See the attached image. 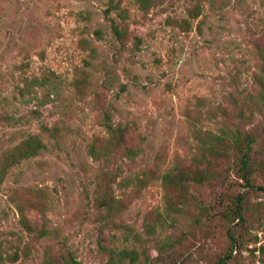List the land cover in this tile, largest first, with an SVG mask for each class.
I'll use <instances>...</instances> for the list:
<instances>
[{
  "label": "rangeland",
  "instance_id": "obj_1",
  "mask_svg": "<svg viewBox=\"0 0 264 264\" xmlns=\"http://www.w3.org/2000/svg\"><path fill=\"white\" fill-rule=\"evenodd\" d=\"M154 2L141 11L134 0L116 7L110 0H0V159L29 135L45 146L0 181L3 251L29 249L3 264H43L46 248L81 264H214L228 253L230 235L238 243L226 264H260L264 179L248 189L227 172L223 182L192 187L199 207L210 210L196 224L166 212L159 176L196 154L191 122L217 134L253 133L257 155L264 152L256 53L264 0ZM196 4L200 13L191 18ZM113 24L125 30L122 40ZM106 114L126 128L125 147L139 150L133 159L124 146L98 160L89 155L107 136ZM138 177L147 179L139 193ZM105 186L122 201L120 212L99 204ZM28 188L45 194L44 215L27 213L34 229H47L44 237L23 229L11 201ZM236 195L243 219L229 226L222 214Z\"/></svg>",
  "mask_w": 264,
  "mask_h": 264
},
{
  "label": "trees",
  "instance_id": "obj_2",
  "mask_svg": "<svg viewBox=\"0 0 264 264\" xmlns=\"http://www.w3.org/2000/svg\"><path fill=\"white\" fill-rule=\"evenodd\" d=\"M116 0H110L112 7ZM141 11H148L154 6V0H134ZM212 3L214 0H203ZM200 6L196 4L190 10L191 18L198 17ZM123 19H126V12L123 10L119 14ZM179 26L188 27L189 23L182 20L178 23ZM112 33L118 40L125 37V30L120 26L113 24L111 27ZM96 35L100 36V32L96 31ZM94 51V50H92ZM256 53L260 61V72L262 77L258 81L264 84V44L256 47ZM192 136L197 142V152L189 162L182 165L175 163L171 168L167 169L159 176L163 189V202L167 213L173 216H182L192 219L196 224L200 219L209 213V209L200 208L198 201L190 193L192 187H202L213 181H225L226 173L230 172L235 175L237 180L242 181L243 187L248 189L258 188L256 181L258 178L264 179V152L257 155L254 145L257 138L253 133H247L236 129L231 133H214L210 130H204L196 126L195 122H191ZM104 127L106 138L100 148L91 146L89 155L98 160L100 157L111 155L117 149L124 146V155L129 159H133L139 153L138 149H130L125 147L126 128L120 124L114 125L110 122L107 114L104 116ZM45 148L43 141L38 135H29L16 146L6 151L0 159V181L6 173L13 167L19 165L26 159L37 156ZM228 163V167L224 173L220 172L221 164ZM147 184L146 177H138L135 180V191L139 193L140 189ZM264 189V188H261ZM16 207L20 216L19 222L23 229L28 233L35 234V237H44L48 234L45 227L34 229L28 219L27 213L30 210H36L44 215L45 194L42 190L26 189L25 195L22 197L15 196L11 200ZM99 204L106 207L107 210H115L120 212L123 204L121 200L115 199L111 194L109 187L105 186L99 197ZM241 196L236 195L231 198V206L223 212L222 217L229 226L235 221L243 219V202ZM157 215V214H156ZM159 215V214H158ZM230 246L228 253H224L217 259L214 264H226L230 258L233 249L237 247V240L233 235L229 237ZM3 241L0 240V264L5 261L16 262L19 259L20 253L23 256L28 255V247L14 246L11 253L3 251ZM6 248V247H5ZM255 252L259 254L260 264H264V244L260 245ZM5 255V256H4ZM43 264H81L73 258L71 254L56 257L46 248L44 252ZM109 264H122V260L111 258Z\"/></svg>",
  "mask_w": 264,
  "mask_h": 264
}]
</instances>
